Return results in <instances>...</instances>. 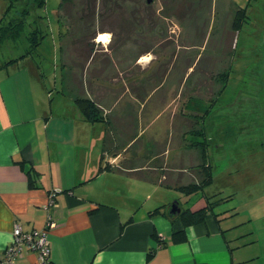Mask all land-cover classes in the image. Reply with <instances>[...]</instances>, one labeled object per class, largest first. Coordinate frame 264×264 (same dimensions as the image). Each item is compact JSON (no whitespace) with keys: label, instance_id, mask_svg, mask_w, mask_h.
<instances>
[{"label":"crops","instance_id":"0c3cea01","mask_svg":"<svg viewBox=\"0 0 264 264\" xmlns=\"http://www.w3.org/2000/svg\"><path fill=\"white\" fill-rule=\"evenodd\" d=\"M223 30L215 37L222 44ZM110 43H103L104 64L92 59L85 64L104 68L86 71L84 84L79 77L81 88L74 82L72 96L62 69L60 90L56 96L48 90L45 99L32 85V73H39L30 68L29 57L0 67V259L16 223L24 231L42 229L49 217L54 224L48 228L45 264H264V151L254 147L246 159L227 160L225 139L210 143L209 133L200 150L194 148L193 133L184 129L194 119L208 123L209 110L189 109V115L176 110L179 104L193 106V98L202 100L208 79L194 89L191 76L182 80L171 67L161 70V59L150 58L148 49L132 47L123 58L125 44ZM234 59L227 79L214 84L218 96ZM109 66L123 67L125 74H108ZM183 84L188 88L181 90ZM183 91L188 100L175 99ZM76 97L91 100L100 120H86ZM202 163L212 166L213 182L239 190L240 198L222 197L203 222L187 226L153 213L198 195L184 196L178 188L198 182L195 168ZM167 190L182 196L168 199ZM50 196L55 205L48 206ZM205 204L199 195L187 208ZM16 264L41 263L37 251L23 245Z\"/></svg>","mask_w":264,"mask_h":264},{"label":"rangeland","instance_id":"374dc122","mask_svg":"<svg viewBox=\"0 0 264 264\" xmlns=\"http://www.w3.org/2000/svg\"><path fill=\"white\" fill-rule=\"evenodd\" d=\"M9 3V0H0V19L4 16V22L12 18L21 20V3L13 4L6 14ZM238 8H246L247 17L243 26L235 30L231 22ZM33 14L41 16L38 24L42 29L46 24L49 26L43 29L46 35L34 52L33 59L37 63L30 58L27 61L32 71L39 73H32V85L42 91L45 99L48 90L54 96L60 90L61 69L68 74L66 91L72 96L74 82L81 88L79 77L84 84L86 71L94 74L104 68L99 63L92 68L85 64L91 59L104 64L101 57L108 51L104 50L103 43L107 45L111 39L109 46L113 48L119 42L125 44L121 48L123 58L124 52H132V47H137L138 52L148 49L150 58L161 59L158 62L161 70L171 67L179 75L182 73V80L191 76L194 89L208 79V91L202 94V100L193 98L190 102L193 106L184 109L179 104L176 110L180 115H189V109L193 111L191 114H204L209 110L208 123L196 124L194 119L184 129L187 134L193 133L190 141L194 148L200 150V140L206 139L209 132L213 138L210 143L225 139L223 150L227 160L232 156L246 159L254 147L264 151V0L250 3L249 0H45L42 8L31 11L23 34L15 42L10 37L0 43V62L25 50V35L35 25ZM223 28L224 44L222 40L221 43L215 40ZM99 32L104 33L101 40ZM205 38L209 40L203 50L200 46ZM232 59L226 88L218 96L213 90L214 84L227 79ZM220 67L224 68L225 76ZM244 67L247 72H243ZM119 68L117 71L115 66H109L107 72L115 77L124 75L123 67ZM182 86L181 90L188 88L186 84ZM187 91L178 93L175 99L187 101ZM195 94L200 96L199 91ZM83 129L89 131V128ZM166 132L169 133L167 129ZM252 135L256 136L255 140ZM203 163L195 168L199 173L198 182L206 172ZM167 191L168 199L182 196L178 191ZM204 193L215 209L217 199L230 194L238 199L241 196L239 190L218 182L208 185ZM199 195L191 200L182 198L181 208L191 206Z\"/></svg>","mask_w":264,"mask_h":264},{"label":"trees","instance_id":"16d2710c","mask_svg":"<svg viewBox=\"0 0 264 264\" xmlns=\"http://www.w3.org/2000/svg\"><path fill=\"white\" fill-rule=\"evenodd\" d=\"M10 3L7 6V9L5 10L6 14L9 12L10 8L13 4L16 2L21 3L22 8L20 15L21 20H16L14 18L8 20L7 22H4L5 17L3 16L0 19V43H3L6 39L13 38L14 42L18 37H20L23 34L26 20L31 15V11L34 9H40L44 6L45 0H9ZM251 0H249V3ZM14 6V5H13ZM34 18L32 22H35V25L31 30H29L25 35L26 40V48L25 50L18 56L8 58L0 63V67H5L7 65L13 64L18 62L20 59H23L24 57H29L31 60H34V52L38 48V46L41 43L42 38L46 35L45 31L49 26L46 24L43 29L40 27V15L33 14ZM247 14H246V8H238L233 21H232V28L235 30H239L243 26V22L246 20ZM14 19V20H13ZM35 61V60H34ZM36 62V61H35ZM37 63V62H36ZM74 103L84 116V118L90 122L98 121L100 120L99 112L96 107V105L89 99L86 98H77L74 100ZM209 133V132H208ZM208 143V142H207ZM203 160L206 158L205 152H202ZM209 168V169H208ZM101 169V167H100ZM30 171V169H29ZM206 172L203 173V177L199 182L189 183L184 186H180L178 189L183 193L184 196H190L192 194H200L203 196L206 204L203 207H200L198 209L192 210L190 208L183 209L181 208L180 204L181 202L179 200H175L174 203L178 206L179 211L170 213V208L172 203L170 204H163L158 207H156L153 210V213H163L167 215L170 219L173 218H179L182 225L187 226L190 224H196L203 222L207 215L209 213H212V209L214 208V204L211 203L208 200V196L205 195L204 190L208 185H211L213 183V173H212V166L209 164L206 169ZM32 185V183H31ZM219 200H222V197L217 199L216 204ZM216 214V213H214ZM151 254V252H150Z\"/></svg>","mask_w":264,"mask_h":264},{"label":"built area","instance_id":"2783aa9c","mask_svg":"<svg viewBox=\"0 0 264 264\" xmlns=\"http://www.w3.org/2000/svg\"><path fill=\"white\" fill-rule=\"evenodd\" d=\"M55 205L53 196H50L48 206ZM54 223L48 217L45 227L24 231L19 223L13 227L11 241L5 248L4 256L0 259V264H16L22 246L37 251L38 263L45 264L50 257V243L48 240V228ZM157 246H161L160 243Z\"/></svg>","mask_w":264,"mask_h":264},{"label":"water","instance_id":"95a60500","mask_svg":"<svg viewBox=\"0 0 264 264\" xmlns=\"http://www.w3.org/2000/svg\"><path fill=\"white\" fill-rule=\"evenodd\" d=\"M179 211V208L178 206L175 204V203H172L171 205V208H170V213H173V212H178Z\"/></svg>","mask_w":264,"mask_h":264},{"label":"bare ground","instance_id":"6f19581e","mask_svg":"<svg viewBox=\"0 0 264 264\" xmlns=\"http://www.w3.org/2000/svg\"><path fill=\"white\" fill-rule=\"evenodd\" d=\"M104 37V33L103 34H99V39L101 40Z\"/></svg>","mask_w":264,"mask_h":264}]
</instances>
